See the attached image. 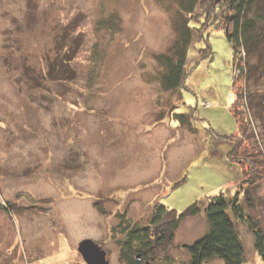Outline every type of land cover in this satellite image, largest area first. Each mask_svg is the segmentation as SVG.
Returning a JSON list of instances; mask_svg holds the SVG:
<instances>
[{
	"label": "rangeland",
	"instance_id": "374dc122",
	"mask_svg": "<svg viewBox=\"0 0 264 264\" xmlns=\"http://www.w3.org/2000/svg\"><path fill=\"white\" fill-rule=\"evenodd\" d=\"M180 2L0 0V264H87L84 239L123 264L124 228L161 229L151 223L159 204L204 210L221 192L264 235V155L258 181L248 159L226 158L239 139L240 157L264 154V126L241 96L246 55L233 58L221 15L204 13L203 0L184 15ZM176 23H191L194 37L185 82L170 90ZM51 64L72 73L52 77ZM233 219L243 264H264L254 232ZM207 231L204 211L187 216L148 264H191L185 245Z\"/></svg>",
	"mask_w": 264,
	"mask_h": 264
},
{
	"label": "trees",
	"instance_id": "16d2710c",
	"mask_svg": "<svg viewBox=\"0 0 264 264\" xmlns=\"http://www.w3.org/2000/svg\"><path fill=\"white\" fill-rule=\"evenodd\" d=\"M193 1L182 2L181 0V7H179L182 15H184L183 11L188 14L194 13L195 3ZM202 8L205 10L204 13L207 12L206 14L215 11V13L221 15L223 22L221 30L224 31L226 40L232 47L233 58L235 59L239 55L245 57L246 55V63L240 67L246 83L243 88L244 94L242 93L241 96L245 97V104L248 111H250L251 120H254L258 126L259 124L264 126V0H203ZM182 15L179 14L176 21L180 20L182 22ZM176 24L175 28L178 29L179 40L174 48H172L174 49V58L172 56L164 57L165 74L162 78L164 86L170 90L180 89L185 82L184 68L188 48L194 37V26L191 23H186V25L185 23L182 25L180 23ZM180 25L181 27H179ZM203 38H205L204 34L200 39L202 40ZM66 72L69 76L72 73L66 66L62 65L60 68H56L55 64L50 65L49 75L52 77L62 79L58 75L60 76L61 73ZM249 84L251 87L255 85V89L249 87ZM185 114L176 113V117L181 123L187 119ZM234 116L239 120L237 113ZM257 128L254 127L253 130L256 131ZM239 142L240 139L236 140L235 145L231 147L226 158L230 162L239 165L248 159L251 167L249 169L251 172H255L254 177L250 173V179L258 181V174L256 173L258 171L253 170V164L258 163L264 154L262 150L258 153V156H255V153H253V155H250L252 156V160L248 158L249 156L240 157V151L237 150ZM247 170L241 168L242 175L246 172L245 175L248 177L249 172ZM202 211H204L206 216L208 231L195 242L185 245V248L191 255V264H203L213 259H220L225 264L244 263L245 248L233 216L238 220L247 222L254 232L256 248L264 256V235L262 232L256 228L252 219L246 217L238 197L230 198L224 192H221L210 198V201L204 206V210H201L197 201L179 214L175 213L174 209L171 212V209L166 205L159 204L154 210L151 223L155 225L162 224L161 229L158 227L159 229L150 231L148 227H131L128 230L124 228L125 239L122 240V263L148 264L154 256L151 250L153 251L155 246L170 244L174 240L175 231L180 223L187 216L196 215L200 212L202 213ZM169 215L172 216L167 218L166 216ZM152 241H155L154 245H152ZM99 245L102 246L101 244Z\"/></svg>",
	"mask_w": 264,
	"mask_h": 264
},
{
	"label": "water",
	"instance_id": "95a60500",
	"mask_svg": "<svg viewBox=\"0 0 264 264\" xmlns=\"http://www.w3.org/2000/svg\"><path fill=\"white\" fill-rule=\"evenodd\" d=\"M78 250L87 264H109L106 250L92 239L82 240Z\"/></svg>",
	"mask_w": 264,
	"mask_h": 264
}]
</instances>
